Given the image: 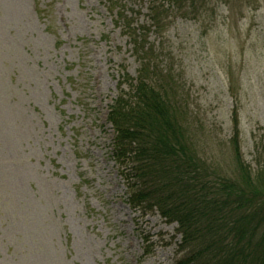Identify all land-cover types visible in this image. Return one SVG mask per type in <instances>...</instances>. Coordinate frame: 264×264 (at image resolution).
<instances>
[{
  "label": "rangeland",
  "instance_id": "obj_1",
  "mask_svg": "<svg viewBox=\"0 0 264 264\" xmlns=\"http://www.w3.org/2000/svg\"><path fill=\"white\" fill-rule=\"evenodd\" d=\"M225 1L201 18L169 7L156 31L151 0H0V264H173L182 255L177 225L128 205L106 118L139 68L127 32L147 29L139 35L174 76L199 158L216 175L232 172L236 99L252 164L264 138V0H231V10Z\"/></svg>",
  "mask_w": 264,
  "mask_h": 264
},
{
  "label": "trees",
  "instance_id": "obj_2",
  "mask_svg": "<svg viewBox=\"0 0 264 264\" xmlns=\"http://www.w3.org/2000/svg\"><path fill=\"white\" fill-rule=\"evenodd\" d=\"M212 1L151 0V25L159 31L169 7L201 18ZM224 5L232 9L231 0ZM141 31L148 30L127 32L139 65L136 78L119 88L106 118L115 135L111 157L131 192L128 205L138 213L156 211L177 225L182 255L173 264H264V138L253 146V163H245L235 99L229 140L235 166L231 173H213L190 143L174 76L160 69Z\"/></svg>",
  "mask_w": 264,
  "mask_h": 264
}]
</instances>
